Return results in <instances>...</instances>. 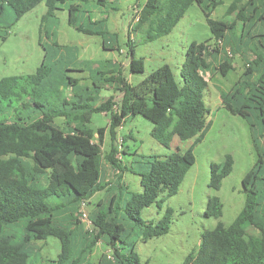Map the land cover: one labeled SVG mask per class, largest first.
<instances>
[{"label":"trees","instance_id":"16d2710c","mask_svg":"<svg viewBox=\"0 0 264 264\" xmlns=\"http://www.w3.org/2000/svg\"><path fill=\"white\" fill-rule=\"evenodd\" d=\"M42 1L47 10L41 17V32L45 31L43 23L67 4L68 24L76 30L102 37L110 34L104 27L105 17L90 21L97 25L94 29L78 22L79 2L0 0L1 40L6 39L14 22ZM193 2L204 11L216 41L188 45L179 80L171 67L163 64L133 84L119 65L110 62V67L95 71L99 76L92 85L97 93L101 84L113 85L122 94L119 103L112 97L105 101L96 97L94 101L87 93L89 87L54 103L53 70L45 60L34 73L0 78V264H39L38 259L31 261L32 244L48 236L60 241L52 264H93L88 258L98 241L108 250L100 264H147L135 251L136 244L140 239L168 233L172 209L167 207L161 217L149 221L140 211L154 202L161 207L176 194L185 172L195 162L194 147L208 126L209 109L204 101L208 81L204 74L218 71L226 75L233 69L235 55L245 60L246 69L227 91L220 92L221 103L250 120L257 160L241 181L245 199L240 212L230 225L218 220L202 232L199 248L191 250L182 264H264V149L258 144L259 137L264 138V0H233L227 7V12L235 15L230 21L210 17L222 0H145L136 10L133 25L129 23L130 29L134 32L147 26L149 41L169 34ZM8 11L12 15L6 20ZM127 39L131 41L130 30ZM104 43L105 49H111ZM113 49L120 51L119 47ZM249 52L253 55L250 59ZM128 58L129 73L144 71L132 45ZM78 82L76 77L65 76L59 84L66 88ZM23 101L28 104L23 105ZM92 112L107 114L108 125L95 132L86 126ZM138 114L153 123L150 134L161 145L168 146L174 137L193 141L184 151L177 148L164 156L151 155L145 170L138 173L141 190L132 192L122 179L124 170L118 155L124 151V137L117 144V129L125 118ZM57 118L64 126L57 124ZM255 123L260 126L259 137ZM106 130L111 142L108 153L103 154ZM104 165L113 169L114 183L103 176ZM232 168L231 154L220 163L211 162L208 186L218 190ZM42 175L45 182H41ZM100 190L106 192V198L88 215L94 232L82 234L72 212ZM222 207L218 196H209L204 215L220 218ZM66 210L70 216L58 217ZM249 227L259 234L249 235Z\"/></svg>","mask_w":264,"mask_h":264},{"label":"rangeland","instance_id":"374dc122","mask_svg":"<svg viewBox=\"0 0 264 264\" xmlns=\"http://www.w3.org/2000/svg\"><path fill=\"white\" fill-rule=\"evenodd\" d=\"M144 1H69L82 4L80 10L76 12L77 20L88 29H94L97 26L90 24L91 20L108 16L109 19L104 27L109 30L110 34H105V37L83 33L69 25L68 10L65 8L67 4L57 10L55 16L49 17V20L43 23L45 31L41 32V17L47 8L43 1L40 2L7 29L5 40L2 41L0 38V78L34 73L42 60H45V63L53 70L54 81L53 89H51L53 98L51 100L54 103L60 101L64 96L72 97L74 91L81 93V89L84 87H89L87 93L93 96L94 101L96 97L98 101H105L112 97L115 103H119L122 94L114 89L113 85L101 84L102 88L99 93L92 85V82H95L96 77L99 76L95 71L110 67V62L113 65L118 63L122 74L133 84L163 64H168L174 72L176 80H179L188 45L192 41H207L209 43L216 41L210 31L205 13L196 2H193L169 34L149 41L146 39L147 26L132 32L129 25V23L133 25L136 10ZM232 1L222 0L210 17L219 20H232L235 17L234 13L227 12V7ZM244 1L241 0V2ZM116 8L118 9L116 10ZM11 15L8 11L5 15L6 20H9ZM128 30L131 32V41L127 39ZM54 41L57 42L56 45L53 44ZM103 43L106 48L111 49H105ZM131 45L136 58H140L143 63V72L129 73L128 71V48ZM116 47L123 51L113 49ZM250 53L249 59L253 56ZM107 60L108 62H105ZM232 65L233 69L229 70L226 75H222L218 71L204 74L208 81V86L204 91V101L209 109L206 117L208 126L202 140L194 147L195 162L185 172L176 194L166 199L161 207L154 202L140 211L141 217L149 221L161 217L167 207L172 209L168 233L148 238L145 241L140 239L137 242L135 251L142 262H147V264H182L191 250L199 248L202 232L213 228L218 220L225 226L230 225L243 207L245 193L241 181L244 174L256 162L257 150L252 138L250 120L231 112L221 103L218 90H228L246 69L245 60L238 55L232 56ZM65 76L78 78V85L61 87L59 81ZM93 100L90 104H93ZM22 104L27 105L28 102L23 101ZM108 119L109 116L105 113L92 112L91 120L86 123V126L95 132L98 127L107 126ZM56 122L64 126L61 118H57ZM255 124L257 137H259L260 126L258 123ZM152 127L151 121L138 114L125 118L117 129V144L124 137L121 146L124 151L118 155V159L122 161L120 162L124 170L122 179L129 191L138 192L141 190L138 173L145 170L146 161L151 159V155L164 156L177 148L184 151L193 141V138L181 140L174 137L168 146L161 145L151 136ZM110 139L109 131L106 130L101 144L103 154H107L110 149ZM263 139L262 136L259 137L258 142L262 149H264ZM226 154L232 155L233 168L230 174L222 180L221 187L214 190L208 186L210 163L222 162ZM104 167L109 166L104 165ZM106 179L114 183L116 177L114 178L111 171L106 170ZM41 182H45V175L41 176ZM105 194L104 190L96 192L90 201L86 200L84 205H80L72 212V218L77 221L82 234L94 232L93 225L82 217V211L89 215L91 211L95 210L98 201L106 198ZM212 195L218 196L222 202L220 218L204 215L207 198ZM66 212L68 211L61 212L62 214L59 212L58 217L65 219V216L71 215V212L70 215ZM125 223L129 227L127 221ZM247 231L249 235L259 234V231L253 227H249ZM20 232L21 228L18 226L16 233ZM32 246L31 261L38 259L39 264H52L60 251V241L54 236L35 241ZM106 253L108 250L98 241L93 246L88 259L93 264H100Z\"/></svg>","mask_w":264,"mask_h":264},{"label":"crops","instance_id":"0c3cea01","mask_svg":"<svg viewBox=\"0 0 264 264\" xmlns=\"http://www.w3.org/2000/svg\"><path fill=\"white\" fill-rule=\"evenodd\" d=\"M103 1V0H102ZM115 0H111V2H114ZM143 4V3H142ZM138 6L140 5V4H137ZM140 7V6H139ZM112 9H115L114 7H112ZM118 8H116V10H117ZM106 18V22H105V25H106V23H107V19H109V17L108 16H103V17H99V18ZM98 18V19H99ZM120 51H123V49H121ZM116 62V61H115ZM115 65H118V63L116 64V63H114ZM207 72H210V71H207ZM130 82V81H129ZM219 89V88H218ZM219 91V95H220V92H222V91H227V90H218ZM106 170H108V171H111V173L113 174L114 172H113V169L111 168V167H104V170H103V176H105V178H106ZM89 201H90V199H89Z\"/></svg>","mask_w":264,"mask_h":264},{"label":"built area","instance_id":"2783aa9c","mask_svg":"<svg viewBox=\"0 0 264 264\" xmlns=\"http://www.w3.org/2000/svg\"><path fill=\"white\" fill-rule=\"evenodd\" d=\"M85 201H86V200H85ZM85 201H83V202L81 203V205H84ZM82 217H83L84 219H87L88 222H89L90 224H92V222H91L90 219L88 218V214H87L86 212L82 211ZM92 225H93V224H92Z\"/></svg>","mask_w":264,"mask_h":264}]
</instances>
